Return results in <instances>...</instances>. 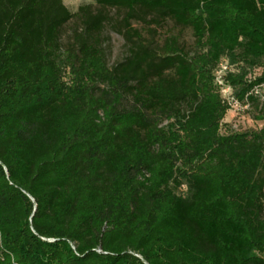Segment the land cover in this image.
<instances>
[{
  "label": "trees",
  "instance_id": "16d2710c",
  "mask_svg": "<svg viewBox=\"0 0 264 264\" xmlns=\"http://www.w3.org/2000/svg\"><path fill=\"white\" fill-rule=\"evenodd\" d=\"M92 1L0 0V264H264V128L222 123L212 79L227 58L239 100L264 83V0ZM107 9L129 47L111 68ZM148 17L193 51L146 43Z\"/></svg>",
  "mask_w": 264,
  "mask_h": 264
},
{
  "label": "rangeland",
  "instance_id": "374dc122",
  "mask_svg": "<svg viewBox=\"0 0 264 264\" xmlns=\"http://www.w3.org/2000/svg\"><path fill=\"white\" fill-rule=\"evenodd\" d=\"M62 2L72 13H75L81 5H91L94 12L99 11L92 0H62ZM103 12L108 16V22L103 28L100 40L107 66L111 68L128 56L129 47L121 32L123 14L110 9L103 10ZM131 27L141 34L146 43L162 46L165 38L172 36L180 40V44L185 51L192 52L194 49V39L191 30L177 26L169 19L163 21L160 25H155L148 17L146 22L132 21ZM78 28H80L78 19L71 20V22L62 28L61 44L63 46L69 44L73 32ZM257 115L256 106L251 104L250 109L245 114H242L241 117L226 114L224 120L227 123H231L240 132L249 130L258 131L264 128V121H256L255 117ZM262 256L264 257V253Z\"/></svg>",
  "mask_w": 264,
  "mask_h": 264
},
{
  "label": "built area",
  "instance_id": "2783aa9c",
  "mask_svg": "<svg viewBox=\"0 0 264 264\" xmlns=\"http://www.w3.org/2000/svg\"><path fill=\"white\" fill-rule=\"evenodd\" d=\"M238 69L235 65L230 64L227 58H222L212 73L213 85L216 88L222 103L227 107L226 114H233L234 117H241L250 109L249 97H257L261 102L264 101V83L254 86L244 97L239 100L236 96L235 89L228 80L229 77L236 75ZM261 75V69H253L246 75L245 80L254 81ZM222 123L229 125L234 131L236 130L231 123L223 120Z\"/></svg>",
  "mask_w": 264,
  "mask_h": 264
}]
</instances>
